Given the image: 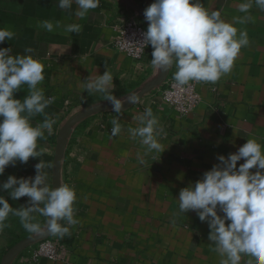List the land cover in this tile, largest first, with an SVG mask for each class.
Segmentation results:
<instances>
[{"label":"crops","instance_id":"obj_1","mask_svg":"<svg viewBox=\"0 0 264 264\" xmlns=\"http://www.w3.org/2000/svg\"><path fill=\"white\" fill-rule=\"evenodd\" d=\"M153 2L100 0L97 9L80 19L75 15V3L65 11L56 6L57 0H0V28L15 33L0 48H12L13 56L32 55L43 63L41 87L46 98H56L45 112L58 121L54 134L38 141L48 153L30 158L26 164L8 166L0 184L10 175L34 179L35 165L42 159L50 165L45 171L53 186V163L62 127L80 112L110 103L101 94H88L83 82L89 77L95 79L107 69L111 71L113 95L124 104L128 96L161 76L162 72H154L150 66L151 46L137 61L114 44L127 22L142 21L130 5L146 9ZM240 2L200 0L210 12L220 10L222 19L229 23L233 17L245 15L237 10ZM250 15L252 22L234 25L247 31L249 45L241 49L231 73L216 84L195 83L201 101L193 112L182 114L161 98L160 91L172 79L173 67L159 87L121 110L118 118L124 131L120 135L111 136L110 121L117 116L113 109L87 117L73 127L67 137L60 180L76 191L74 208L79 223L70 228V235L50 238L59 247L57 261H35L34 244L12 264H219L220 257L210 250L208 223L201 222L194 211L176 213L180 191L201 180L219 163V156L237 153L250 138L264 145V12L253 5ZM45 20L59 22L61 27L48 32L39 27ZM67 24H80L82 31L67 34L63 31ZM29 47L33 52L25 53ZM26 95L24 86L15 98L23 100ZM146 106L152 108L167 133L159 141L165 150L162 153L144 155L140 138H132L127 132L139 126L135 117ZM43 119L37 115L31 123L35 126ZM244 162L238 161L237 169ZM0 195L13 208L28 206V197L13 201L7 193ZM218 214L223 215L219 209ZM37 218L43 225L44 218ZM8 223L0 233V263L10 248L33 236L17 217H10Z\"/></svg>","mask_w":264,"mask_h":264},{"label":"clouds","instance_id":"obj_2","mask_svg":"<svg viewBox=\"0 0 264 264\" xmlns=\"http://www.w3.org/2000/svg\"><path fill=\"white\" fill-rule=\"evenodd\" d=\"M73 3L77 5L75 15L84 19L99 7L100 0H57L56 6L67 11ZM253 5L264 12V0H242L237 10L245 15L233 17L229 23L222 19L220 10L210 12L200 0H154L144 11L149 26L137 49L144 50L149 45L153 48L150 66L154 72L167 73L174 67L173 87L181 92L193 83L214 85L231 73L241 49L250 43L247 31L234 25L253 21ZM39 27L53 32L61 25L45 20ZM63 31L79 34L82 25H63ZM14 37L10 29L0 28V44ZM24 51L32 53L33 49ZM11 52L12 48H0V176L10 165L26 164L30 158L47 154L48 149L39 146L38 141L52 136L58 122L45 112L56 98H46L41 87L45 79L43 63L32 55L13 56ZM113 78L107 69L95 79L89 77L83 87L88 94H101L113 105L117 116L110 121L111 136L116 137L124 131L118 118L123 101L113 95ZM24 86L27 95L23 100L15 98ZM127 101L135 104L139 97L128 96ZM37 115L44 119L34 126L31 118ZM135 119L139 126L130 127L127 132L132 138H140L145 146L144 155L164 152L159 141L167 133L152 108L146 106ZM217 159L219 163L205 172L201 180L180 191L176 214L194 211L201 222L208 223L210 250L220 257L219 264H241L242 260L244 264H264V145L250 138L237 153ZM242 159L245 162L237 169V162ZM47 167L50 165L40 159L35 165L34 179L10 175L0 184V192L7 193L13 201L29 198L27 207L16 209L0 195V233L9 227L10 217H17L31 235L61 239L79 223L75 218V189L68 184L53 189ZM252 169L256 171L253 173ZM218 209L223 215L218 214ZM37 216L44 218L43 225Z\"/></svg>","mask_w":264,"mask_h":264},{"label":"built area","instance_id":"obj_3","mask_svg":"<svg viewBox=\"0 0 264 264\" xmlns=\"http://www.w3.org/2000/svg\"><path fill=\"white\" fill-rule=\"evenodd\" d=\"M146 30L147 27L143 21L130 20L120 29L118 36L114 41L115 47L131 59L137 61L141 60L150 47L149 45L148 47H145L144 50L137 49V46L143 42V34ZM173 83V79L167 80L160 91L164 103L182 114L193 112L201 101L195 83L184 92L175 89ZM59 257L60 252L58 244L52 239L38 242L33 251V259L35 261L42 258L57 261Z\"/></svg>","mask_w":264,"mask_h":264},{"label":"water","instance_id":"obj_4","mask_svg":"<svg viewBox=\"0 0 264 264\" xmlns=\"http://www.w3.org/2000/svg\"><path fill=\"white\" fill-rule=\"evenodd\" d=\"M140 16L141 20L145 24V26L148 28L149 22L146 20L144 16L145 9L138 6V5H130ZM166 73L162 72L161 76L151 85L146 87L145 89L141 90L135 96H138L139 99H141L144 95L150 93L155 88L159 87L165 80ZM134 105L133 103L126 102L122 106V110L126 109L130 106ZM113 109V105L111 103L96 105L94 107H91L89 109H86L79 114H77L75 117H73L71 120H69L60 130L57 138V145H56V153L54 157V163H53V187L54 189L61 186V180H60V174L62 170V163L66 152V144H67V137L73 127L83 119L90 117L94 114L105 112L108 110ZM52 235H46V236H31L28 237L19 243H17L15 246L10 248L5 255L3 256L0 264H12L14 259L19 256L23 251H25L27 248L33 246L34 244H37L40 241L50 239Z\"/></svg>","mask_w":264,"mask_h":264}]
</instances>
